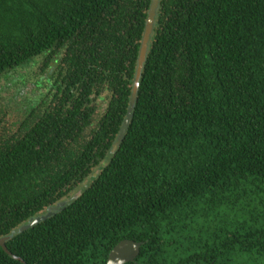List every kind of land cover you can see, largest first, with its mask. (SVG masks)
Wrapping results in <instances>:
<instances>
[{
  "label": "trees",
  "instance_id": "trees-1",
  "mask_svg": "<svg viewBox=\"0 0 264 264\" xmlns=\"http://www.w3.org/2000/svg\"><path fill=\"white\" fill-rule=\"evenodd\" d=\"M152 1L0 0V264H264V0L160 1L114 153Z\"/></svg>",
  "mask_w": 264,
  "mask_h": 264
},
{
  "label": "water",
  "instance_id": "water-1",
  "mask_svg": "<svg viewBox=\"0 0 264 264\" xmlns=\"http://www.w3.org/2000/svg\"><path fill=\"white\" fill-rule=\"evenodd\" d=\"M161 0H153L151 4V8L149 11V16L146 24V29L144 33V37L142 40V46L140 49L139 59H138V65H137V71L133 86V93L130 100V107L128 110V117L124 122V125L121 129V133L119 134L117 141L115 142L112 152H116L119 146L121 145L127 129L130 124V120L133 116L134 107L136 105L137 95L138 91L141 85V79L143 75V71L145 68V64L147 61L149 49H150V42L152 40L155 22H156V16L157 12L160 6ZM82 190H79L77 193H75L72 197L68 198L67 200L62 201L59 205L49 208L47 213L38 215L37 217L33 218L29 223H26L22 225L19 228V232H24L28 230L29 228L36 226L37 224L41 223L42 221L47 220L51 216L55 215L56 213L64 210L67 206V203L71 202L73 199L79 197L81 195ZM16 232V231H15ZM10 237H1L0 238V247H2L8 254L12 255L16 259L21 260V258L15 254L12 253V251L8 248L7 240ZM143 245V242H138L132 239H125L121 242H119L110 252L108 263L107 264H126L128 262L136 261L138 256L141 253V247ZM24 261V260H22Z\"/></svg>",
  "mask_w": 264,
  "mask_h": 264
},
{
  "label": "rangeland",
  "instance_id": "rangeland-1",
  "mask_svg": "<svg viewBox=\"0 0 264 264\" xmlns=\"http://www.w3.org/2000/svg\"><path fill=\"white\" fill-rule=\"evenodd\" d=\"M44 58L45 57L35 60L26 68L20 69L18 74H17L20 77V79H18L19 80L18 82H22L21 86L25 87V93L24 94H25L26 98L23 101L27 102V99L29 100L30 97L33 96V93H35V95L38 94V96H39V94H41L39 92L40 89L42 90L44 88L43 87V85H44L43 80L46 78V76H44V77L40 76L42 71L40 70L41 65L39 64ZM52 66H51V70L49 71L50 73H51V71H53L55 69L54 64ZM39 86L41 88H38ZM36 88H38L39 90L34 91V89H36ZM22 98H24V97H21L19 99V102L22 100ZM24 107H26V106H24Z\"/></svg>",
  "mask_w": 264,
  "mask_h": 264
}]
</instances>
